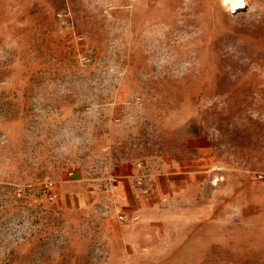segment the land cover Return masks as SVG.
<instances>
[{"label":"rangeland","instance_id":"obj_1","mask_svg":"<svg viewBox=\"0 0 264 264\" xmlns=\"http://www.w3.org/2000/svg\"><path fill=\"white\" fill-rule=\"evenodd\" d=\"M245 1L0 0V264H264Z\"/></svg>","mask_w":264,"mask_h":264},{"label":"crops","instance_id":"obj_2","mask_svg":"<svg viewBox=\"0 0 264 264\" xmlns=\"http://www.w3.org/2000/svg\"><path fill=\"white\" fill-rule=\"evenodd\" d=\"M114 185V188L112 187L111 190L114 199L122 204L121 209H123L126 214H132L134 212L133 207L136 206L138 199H140V196H138V190L135 188L131 178L129 177L124 180H117V183H115ZM258 188L259 195L257 198V202L260 204H264V184H261Z\"/></svg>","mask_w":264,"mask_h":264},{"label":"bare ground","instance_id":"obj_3","mask_svg":"<svg viewBox=\"0 0 264 264\" xmlns=\"http://www.w3.org/2000/svg\"><path fill=\"white\" fill-rule=\"evenodd\" d=\"M223 2L232 11L242 10L246 8L247 3L245 0H223Z\"/></svg>","mask_w":264,"mask_h":264},{"label":"built area","instance_id":"obj_4","mask_svg":"<svg viewBox=\"0 0 264 264\" xmlns=\"http://www.w3.org/2000/svg\"><path fill=\"white\" fill-rule=\"evenodd\" d=\"M58 15H59V16H62L61 13H58ZM139 183H142V180H141V179L139 180ZM46 187H47L48 189L51 190V189H52V182H51V181H47V182H46ZM52 197H53V196L51 195V198H52Z\"/></svg>","mask_w":264,"mask_h":264}]
</instances>
